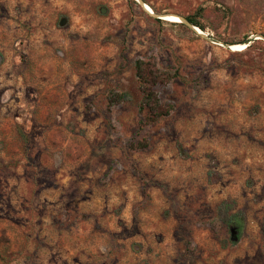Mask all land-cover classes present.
Masks as SVG:
<instances>
[{
    "label": "rangeland",
    "instance_id": "rangeland-1",
    "mask_svg": "<svg viewBox=\"0 0 264 264\" xmlns=\"http://www.w3.org/2000/svg\"><path fill=\"white\" fill-rule=\"evenodd\" d=\"M143 1L0 0V264H264V0Z\"/></svg>",
    "mask_w": 264,
    "mask_h": 264
},
{
    "label": "trees",
    "instance_id": "trees-1",
    "mask_svg": "<svg viewBox=\"0 0 264 264\" xmlns=\"http://www.w3.org/2000/svg\"><path fill=\"white\" fill-rule=\"evenodd\" d=\"M185 18L193 24L194 26L199 27L200 29L204 30V27L202 24H200L197 19H195L193 16H185ZM157 20H162L160 18H156ZM167 20V19H166ZM169 21V20H168ZM175 22V21H172ZM248 41V37H246L241 43H244ZM146 62L142 60H137L135 62V69H136V76L140 83V90L142 93L139 110L143 112L144 114V121L146 123L154 122L161 116H165L168 114V109L164 107L160 99L158 98V95L153 89V85L155 84L156 80L158 79V76H152L150 74H147L145 71Z\"/></svg>",
    "mask_w": 264,
    "mask_h": 264
},
{
    "label": "water",
    "instance_id": "water-1",
    "mask_svg": "<svg viewBox=\"0 0 264 264\" xmlns=\"http://www.w3.org/2000/svg\"><path fill=\"white\" fill-rule=\"evenodd\" d=\"M137 2H139L142 7L145 6V2L143 0H137ZM150 15L155 17V18H162L161 16L164 14H158V13L153 12V13H150ZM177 16L180 17L181 20H183L185 23H187L194 30L193 24L188 22V20H186L184 17H181L179 15H177ZM203 36L209 39V36L207 34H203ZM256 36H260V35H256ZM256 36H254L253 38L249 39L248 41H246L244 43H249L251 40L259 38ZM223 44H225L227 47L230 45V44H226V43H223ZM228 228H229V232H230V240L233 242L237 241L239 239V230H240L241 226L237 222H235L234 220H231L228 223Z\"/></svg>",
    "mask_w": 264,
    "mask_h": 264
},
{
    "label": "bare ground",
    "instance_id": "bare-ground-1",
    "mask_svg": "<svg viewBox=\"0 0 264 264\" xmlns=\"http://www.w3.org/2000/svg\"><path fill=\"white\" fill-rule=\"evenodd\" d=\"M148 13H153L154 11L152 10V8L145 3V6L143 7ZM162 17V16H161ZM165 19L169 20V21H175V22H178V21H181V18L178 17L177 15H171V14H168L166 16H164ZM194 30H196V32L200 33L201 35L203 34H206L203 30H201L200 28L194 26ZM231 45V44H230ZM228 46L230 47L231 50H234V51H239V50H243L245 49L246 47V43H243V44H234V45H231V46Z\"/></svg>",
    "mask_w": 264,
    "mask_h": 264
}]
</instances>
